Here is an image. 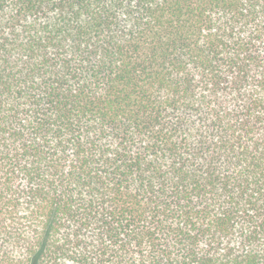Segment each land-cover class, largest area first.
<instances>
[{"label": "trees", "instance_id": "16d2710c", "mask_svg": "<svg viewBox=\"0 0 264 264\" xmlns=\"http://www.w3.org/2000/svg\"><path fill=\"white\" fill-rule=\"evenodd\" d=\"M264 264V0H0V264Z\"/></svg>", "mask_w": 264, "mask_h": 264}, {"label": "rangeland", "instance_id": "374dc122", "mask_svg": "<svg viewBox=\"0 0 264 264\" xmlns=\"http://www.w3.org/2000/svg\"><path fill=\"white\" fill-rule=\"evenodd\" d=\"M68 264H72V263H68Z\"/></svg>", "mask_w": 264, "mask_h": 264}]
</instances>
